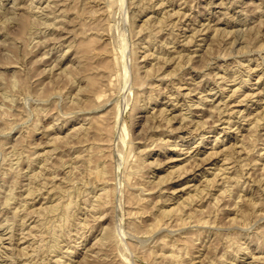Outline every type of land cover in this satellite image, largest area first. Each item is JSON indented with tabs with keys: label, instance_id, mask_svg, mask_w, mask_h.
<instances>
[{
	"label": "rangeland",
	"instance_id": "1",
	"mask_svg": "<svg viewBox=\"0 0 264 264\" xmlns=\"http://www.w3.org/2000/svg\"><path fill=\"white\" fill-rule=\"evenodd\" d=\"M60 1L59 0L58 1L0 0V74H1L0 75V94H1L0 95V145H1L0 146V185L5 186V188L7 187L14 188L18 196L16 201L15 202L13 201L14 203H12L9 207H6L4 205V200L1 197L2 194H0V223H1L0 236L2 235V233L3 234L9 233L10 229L8 228V226L10 225V220L12 219L13 213L19 210L18 211V213L20 214L19 220L21 222L19 221L18 222L19 224L17 223V227L15 225L14 229L12 228L13 231L11 230L12 233L14 232L13 246L15 249L13 250V253L16 255L17 258L15 264H21L22 262H24V259H26L25 258L26 256L20 255V253L24 250L25 252L26 251L29 252L30 253L29 255L32 256V258H28L32 260V264H60V263L82 264L85 262L87 255L88 257H90V259L87 257V260L89 259V261L90 260L93 261L90 264H97V263L102 264L105 261L106 264L109 262H110L109 264L112 263L171 264L169 258L165 257L166 258L165 259L163 257V254L164 253L169 254L171 250H176V249H178L177 251H180L179 248L182 249L181 252L179 253L181 254L182 257V258L180 257V259H182L181 264H194V263L213 264L214 261L218 260V258L223 254L224 256H226L224 258H226L227 260L223 261L222 264H264V234H263L264 233V171L263 172L260 171L262 170L261 167L264 165V121L261 122L263 124L261 125V127H259L258 129L254 128V130L251 132L252 135H250V133L244 130L247 129V127L249 126L248 124L251 121L253 122L255 120V118L252 115L256 114V112L259 111H260L259 113L261 114H256L255 117L257 115H261V116L264 115V109H263L264 107V47H262L264 46L263 45L264 22H261L262 20L264 21V0H222L223 2H221V0H185V1L174 0V3L169 2L163 7V9L159 11H158L159 0H153V2L149 3L150 5L149 8L143 11L142 15L139 18H137L136 22H133V20H131L132 17L129 15H132L133 12L135 13L138 12L139 7H141L142 5L141 2H144L143 4H147L148 1L150 0L147 1L146 0H135V1L108 0V3H106L107 7L106 5L101 4V6L103 5L105 6L104 7L105 10L103 11V13H105L104 15L106 16L101 15L102 22H99L97 24L98 28H96V26L93 27V32H94L93 35L90 33H89L90 35L89 34L88 35L94 36L95 32H97L99 28H100V30L98 31L99 33H101L102 31L103 32L106 31L102 35V39H103L102 42L101 41L98 42L95 36L94 38L96 40L92 38L93 43L97 42L96 44H93V48L100 47L101 49L102 46L105 48L107 46L108 50L105 53V58L110 63H112L113 66L115 65L113 67L115 71L113 72L112 70L114 69L112 68L111 70L112 75L111 74L110 75L113 78L109 75L112 81L109 79V81H107L108 84L107 86L101 85L102 91L101 89H98V93L101 92L100 94H102V99L99 102H97V104L99 103L103 104L105 102L106 104L104 105L105 107L104 106L100 108L98 107L99 109L98 108L96 109L97 113L93 110V108L88 109V107L85 109L74 111L72 109L73 106L70 104L73 101L74 93L76 92L78 86L86 84V80H87L86 77H82L83 80L85 81L78 80L75 84H73L72 82L71 84H69L71 80L65 74L64 75L60 74L68 65L71 64L73 67L74 65L77 64L76 61L77 59L75 56V52H76L75 46L69 49V45L71 43L73 44L74 42L79 43L80 41L83 40V37L81 35H79L80 37L77 35V32L82 28L78 26H73L74 23L73 24L64 23V25H62V23L56 22L55 24L57 25L55 24L54 25L59 27L58 29L53 25H49L50 27L46 26V23H50L54 21L53 17L58 14L59 10H61L60 3H62L64 0H62V2ZM74 1L67 0L63 2L64 4H66L65 6L67 7H69V5L71 6L69 8L70 10L69 11L67 10L68 12L66 13L67 20L72 19V17H74L76 13L79 12V8L80 10L83 8L81 7L83 6V3L80 2L81 0L80 1L74 0ZM96 1L97 0H93V5L96 4L95 3ZM132 1H134V5H132L133 4ZM55 2H57L56 6L54 4ZM140 3L141 5H139ZM222 3L225 5H223ZM54 6L55 8L59 7V9L57 8L56 9L57 11L53 10V12L56 11L55 13L50 12L52 11V8L50 10V7H53V9H55ZM152 7L154 9H152ZM29 8L33 9V11H35L38 14V16H40L39 18H42L41 19L42 21L36 22L37 24L35 25V28L37 30L34 28L33 30L35 31L32 30V32L23 30L20 24V19L22 17L21 14H23ZM166 9L168 11L170 9L171 12L174 11L177 12V14L173 18L174 23H176L175 24L176 39L174 45L177 46L175 47L177 48L175 50L183 49L182 52L183 51L184 52L182 53L183 54L182 56H179L178 53H175V51H173V47L170 48V51L173 52H167V56H168L167 59L169 60V61L167 60L168 63L166 61L164 67L163 65H160L159 68L160 72L159 71L157 72L158 74L161 75L155 78L153 77L150 78L149 80H147L149 81L148 84H145L146 86L144 85L142 88L139 89V92L141 93L143 92L142 93L143 101L140 104V106L143 107L137 108L135 109L136 111L135 110L133 111L132 107L136 103L135 102L136 99H134L135 98L134 96H136L137 95L136 92H138L136 91V88H134V85L130 81L134 78L137 69V68L134 69V67H136L138 63L139 67L141 66L140 73L143 72L142 73L143 75L144 71L147 68H149L152 63L156 64V60L153 58H149V61L144 60L145 59L144 55L147 52H145L146 49L142 46V43L144 40L143 38L147 37V33H148L147 31L149 29L144 30L143 33L138 32V29L141 28V26L144 24L145 21L144 19H146L148 16H152L151 20L149 21L150 25L153 24V22L155 23L157 17L160 16V14L163 13ZM155 10L156 12H154ZM46 12L47 13L50 12V13L47 14ZM51 14H53V16ZM45 18L47 19V22L42 23L44 22L43 19L46 20ZM94 24L96 25V22L93 23V26ZM209 24L211 25V27ZM216 28L217 29L220 28V29L217 30ZM238 28H240V30ZM233 29L235 31L237 30V32H235ZM251 30H253V32ZM194 31H196V33L194 34L195 36L193 35ZM230 31L232 32V35L230 34ZM167 32L163 31L160 34L161 36L160 35L158 36L157 43H155L154 46H152L151 48L152 51L162 50L159 47L161 42L164 41L165 38H167L166 37L168 36ZM249 32L252 34V36ZM257 35L259 36L257 37ZM45 38L46 39L48 38V40H46ZM75 38H77L78 41ZM190 38L191 41H193V39L194 41L192 43L190 42L191 44L189 43L190 44L189 46L188 43L186 44V41H189ZM202 38H204V42L203 40L202 41L200 40ZM233 40L235 41V43H233L234 42ZM135 44L137 46H135ZM211 44H213V46H211ZM134 47L135 48L139 47L137 50L138 54L136 55H134L132 52L133 49H135ZM207 47H211L212 50V51L210 50L209 54L206 53ZM259 49H261L262 51ZM9 53L11 54L9 55ZM170 54L171 57H169ZM190 59H192L193 61ZM249 59L252 60V62L250 63L252 67H255L257 62L261 65V67H258L256 72L252 76V83H253L252 89L261 90L263 92L260 94V96H254L252 97V99L249 100L248 98L243 99L242 97H244V95L242 94L240 97L228 99L227 103H229V106L235 110V113L234 112L232 113V118H231L232 127L229 130L228 135L224 137L221 136L220 137L221 142H217L218 144H216V147L220 145L219 148L221 149L223 147L229 146V150L226 152L229 153L232 150L234 151L233 160L242 159V157L245 156V155L242 156V154H240L239 152L237 153V150L240 149V147H238V145L241 144L240 139L244 137V134L246 135V139H245L246 146H248L251 149L253 148L251 150L252 152H250L251 154L249 153L250 155H248L247 161L254 162L253 160L255 159L256 165H254V163L253 165L250 164L251 166L247 165L246 168L243 170L244 180L246 182L245 187L248 189V192L240 191L239 193L242 195V198L246 200L244 201V199L241 200L242 198L241 199L239 198L237 194V190H238L237 188L235 189L234 192L237 195L233 194L234 196L233 195L229 196L230 198L232 197L231 199L229 197H226L224 200L219 202L220 204H218V207H220V209L222 208V210L219 213L220 218H217L215 222L212 221L213 223L203 225L193 221V223L188 222L187 226L185 224V226L183 225L182 227L181 224L183 223L176 221L179 216L175 215L172 217V219H169V217L167 216L159 215L161 214L162 209H170L176 206L179 203V201L182 200V197H186L188 193H190L189 191L192 190V189H185V191L182 190L186 182H188L190 176L188 177V179L186 177L178 178V179L177 178L170 179V176H172L171 173L173 172V170H175V168L178 167V163L181 161L176 159H178V157L181 156H187L185 155V152L187 151L188 143H185V140H187L189 137L193 138V140L189 142L190 143L189 145H191L192 147L194 146L193 148H196L195 146H197L198 142L202 140L200 139L201 134H205L206 131L208 130V127L213 126L215 124L214 126L217 127L215 132L206 134L207 136L206 139L203 140V142H201L200 144H198L199 145L198 148H200V153H202L201 155H199L200 157L205 156L206 152L212 150V147L214 146V142H215V136L219 134L221 127L227 125L220 124L221 123L220 121H218L219 122L218 124L216 123L217 120L220 118V114H221L220 110L222 109L223 104H221L220 105L221 107H219L218 110L216 109L215 112H213L214 110L212 109L213 110L212 112L214 113V114L212 113V115L210 111L205 109L211 110L210 108L212 107H210V105H213V103L217 104L219 102L221 95V92L219 91L220 90L219 86L220 84L223 83L221 82L223 80L222 75H226V77L230 78L231 74L236 69V66L238 65L237 68H239L240 65H244V64L246 66ZM178 61H183L182 62L183 64L181 69L179 68L177 69V71H175L176 70L175 65L176 62ZM131 62H133L134 64ZM233 63L235 64L233 65ZM54 64H56V66ZM125 64L126 66L127 65L128 66L126 68L127 70L124 71ZM157 64L159 65L158 62ZM157 64L156 67L158 68ZM225 70L227 71L226 73H224ZM261 75H262L261 81L259 83H256L258 77H260ZM24 78L27 79L28 81L25 80ZM179 79H182L181 84L183 86V90L181 91V94L179 96H176L177 94L175 93L176 94L175 97L173 96V91L174 92L176 91V83L178 82ZM65 84L69 86L66 85L67 87L64 88ZM110 85L111 86L113 85L115 95L113 94L112 92L113 88ZM231 85H232L231 81L227 83L226 86L227 89L226 92L224 93L223 100L227 99V95L229 94L228 88H230ZM190 86H192L191 96L193 97V103H197L199 97H205L206 95L208 96L207 103L205 105L206 108L200 105L201 107L199 106L200 107L199 109V107L196 108L197 106L195 105L192 106L191 108V110H193L192 113L187 112L188 116L192 117L193 120L195 121H197L198 119H204V120L207 119L208 122L206 124L207 126L205 125L206 127L196 129L197 126H195V122L193 124H188V125L185 124L183 125L181 122V115H179L178 113L182 114L183 111H184L183 113L187 111V107L182 106L184 107L182 108L181 105L186 103V97L184 95V92H187L188 88H191ZM103 87L105 88L103 89ZM257 87H259V89ZM106 88L109 89V92H107L108 90ZM151 88L153 92H155L154 97L156 96V94H158V100L156 103L152 102V100H149L150 99L149 93L151 92L150 91ZM119 90L121 92H119ZM48 92L50 99L48 98V96H46L48 95L47 94ZM209 92L211 94H209ZM239 100H241L242 103ZM170 101H172V103ZM68 104L69 106L72 107L68 108ZM142 104H147V105L144 106ZM174 104L177 105L175 110L173 109V107H171ZM66 106L67 108H65ZM159 107L160 108L168 107L167 115L169 114L168 117H170L171 121L172 120L173 121L172 122L170 121V123L167 124V127L162 126L161 127L162 130L161 128L160 129L153 128L152 130L150 129L152 125H157L160 124L161 122H159V119H157L156 122H154V124L152 122L148 124L146 117L149 114H151L152 111L156 110L155 112H158ZM237 109L242 110L243 113H240L239 111H237ZM226 110H227L226 107H223L222 112L224 111L225 113H229L230 111H232V110H228L229 112H226ZM78 112H79V116H78ZM104 112L107 114H105ZM102 114H104V116ZM93 115L94 117L95 116L100 117V119H94V120H100L101 121L100 124L104 122L103 123L104 125L102 124L103 126L102 125L101 126L103 128L105 126L106 130L107 131L109 130L108 132L107 131L104 132L106 137L105 136L103 137L104 135L103 132H101L103 133V135L101 133L99 134L94 133L93 138L96 139L94 140L97 141L96 137L99 138L103 137L101 139L98 138V140L103 139L102 141L104 142L107 141L108 143H104L102 141L95 142L92 138H90L91 137L90 136L88 138L89 140L87 141L82 140V142H86L84 144L81 143L79 135L76 136L75 134V132L78 131L77 130L72 131L74 127L81 126V124H83V126L88 125V119L93 117ZM249 115L251 116V118ZM101 116L103 117L101 118ZM244 116L247 118H245ZM57 117L58 119H56ZM85 118L87 121L85 120ZM208 118H210V122ZM94 123L96 125L99 124L98 122H94ZM185 127H187V129ZM188 127L190 129L193 128L194 130L193 129L190 130ZM170 128L172 129V133ZM120 132L122 133V137ZM112 133L114 136L112 135ZM57 134L61 136L64 135V137H67L65 140H63L64 142L62 141H61L62 143L58 142L59 150L61 149L60 147H62V149H66V152L68 151V153L71 156H73L72 159L76 158V160H74L73 162L68 161L66 162L67 164L66 163L64 164L63 169L60 170L58 169L57 170L58 172L56 173V179L53 181V183L56 184L61 183L60 181L65 179V176L71 171L70 172L71 175L69 177L74 182L70 180L71 182L70 187H72L71 188L72 190H75V192L72 191V193L74 194L75 197V198L73 197L75 201V206L77 205L76 207L78 208V209L76 208V210L77 212L80 213L79 217L82 220V222H84L85 220L84 223H86L82 229L83 231L82 233L85 232L84 234H86L84 235L85 237L83 236L84 238H80L81 237L80 234H76L75 230L77 229L76 228L77 225L73 220L72 221L70 220L71 221L70 224H69L70 222L69 220H68L69 222L63 221V223L66 225H63V223L59 222L58 220L57 223L59 224L57 223L55 224V222L50 221L52 224H50V227L48 226V228L51 231L46 229L42 238L41 236L39 238L38 235L43 234L42 233L44 231L43 228H40V226H38V228L40 229L38 228L36 229L35 227L31 228L32 226H34V224L36 225V222L39 221L41 218L38 217L37 213L30 214V211L35 210L42 205L46 206L48 204H51L50 203L51 200L48 198V193L50 195L49 187L44 188L40 194H36L32 198L29 197L28 199L29 203L26 202V205L23 201L22 202L19 201L22 200L23 198L25 199L26 194L28 193L27 188L31 185V183L29 182L31 179V174L37 172V170L39 169L38 168L39 164L29 163V161H31L30 159L32 160L35 159L38 162L40 158L44 157L46 152H48L52 148L51 146L52 137ZM107 136L113 138L112 139L113 141L112 140H111L112 142L109 141L110 138ZM180 136H182L184 139ZM158 138L159 139L164 138V141L168 140V142L162 143L161 140H159ZM90 139L93 141H91ZM73 141L75 142V144ZM176 141L179 143L178 150L181 149L180 151L174 150L175 147L174 143ZM100 142L102 143L100 144ZM73 144L75 146H73ZM77 144L78 146L80 145L78 148L76 147ZM110 144L111 146H109ZM89 145L93 147L92 148L93 157L97 152L94 157L97 159L93 158L92 161L86 163L81 158H78V155L80 154L81 146L82 148L83 147L90 148ZM102 146L105 148L106 151L99 150L100 147L102 148ZM106 146L109 151L107 150ZM102 152H104L107 155L105 156L100 155V153L102 154ZM60 154L61 153L59 152H54L52 156H50L51 158L50 162L51 163L57 162ZM19 155L22 160L21 164L20 162H16L18 161L17 157ZM100 156H102L101 158L105 157L103 159H106L104 160V162L106 161L105 165L107 168L105 179L108 180L107 182L109 188L110 187L112 188L111 194L113 195L110 196L109 198L110 202H108V205H106L107 208L109 209L106 210L105 207H104L105 209L103 208V210L106 213L105 214L106 216L101 221H93L94 218L92 215L93 212L88 207L86 208V205L84 203L88 198L89 200H91V198L93 199L94 193H93L92 183L94 180L92 179L93 178L95 180L97 179L95 177L96 176L98 177V171H97L98 167L100 164H101L100 166H102V163L99 161ZM107 156H110V158L107 159ZM224 157L225 155L221 154L211 162H207L202 166H199L198 173H201V171H205L206 170L205 168H208L209 171L205 172V176L200 174L198 176L199 179L196 180L194 183L196 185H202V184L204 185L206 183L205 178L207 179L212 178L214 176L213 173L218 172L219 166L223 164ZM139 158L140 159L144 158L145 163H143V165L145 166H141L142 168L138 170L137 168L139 167H137V164L139 163L138 162L140 160ZM172 158L174 160H172ZM77 159L79 160L78 162ZM109 159L113 165L110 166L111 168L109 167L111 163L110 162L109 164L107 163ZM97 161L99 162L97 163ZM11 163L14 165L13 166L14 170L13 172H11V174L9 173L11 178L9 177V175H6L7 178L5 180L3 179L4 177L3 175H5L6 170L11 166ZM89 164H91L90 166L94 168L95 170L94 173L92 172L93 169L89 168L90 167ZM95 164H98V166ZM76 165L78 167L75 168L74 166ZM83 165L84 167H82ZM236 168H238L237 170H240V167H236ZM111 169L114 170L115 174L111 172ZM132 169H135V172H133ZM88 170L89 171L91 170L90 173ZM231 170L233 171L234 169L232 168ZM16 171L22 173L20 179L18 178L19 176L17 175ZM108 171H110L111 174H108L110 173ZM249 173L251 175H249ZM89 175H91L92 177L90 176L91 178H89ZM252 176L254 179L252 178ZM72 177L74 178V180ZM83 177H87V178L83 179ZM112 177L114 180L112 179ZM40 179L42 180V178ZM6 181L8 185H5ZM37 181L40 182V180ZM39 182H35L34 185L38 187L39 186L38 184H40ZM89 183L91 184V186ZM127 184L129 187L127 186ZM132 184H134L135 187ZM74 186H76V189ZM78 189H80L79 190L80 192L78 191ZM130 189L133 192L135 191V193L140 192L144 197H147L148 199L146 198V200H144V204L146 205H143V202H140L141 205L137 203L139 204L137 206L135 199H133L134 198L133 192L131 197ZM143 189L144 191H142ZM212 194L211 197L209 196L206 198V202H205L206 204H210V205L214 204V199H215L214 197L218 193L216 191H213ZM88 195L89 197H87ZM235 197L237 201L241 200L239 202L241 203L244 202V204H246V202L251 200V202L249 203L252 205L249 210H246L247 213L245 212L244 214L243 212H241L242 213L241 215L238 209L240 205L242 206L243 203L242 204L238 203L237 205V201L235 200ZM130 198H132L131 199L132 201L130 200ZM235 201L236 204L234 205ZM111 202L113 203V205H111ZM130 202H132V205L130 204ZM254 203H255V207L253 206ZM22 207L24 210L22 209ZM84 207L86 208V210ZM140 207L142 209H144L145 207V209L141 210ZM136 209H138L139 212L141 211L140 214L139 215L134 214V216H132L131 212H135V211L137 212ZM214 210L217 209L214 208ZM145 212L147 213L145 214ZM142 213L144 215H142ZM160 216L161 218L162 217L163 218L162 219L159 218ZM23 217L26 220H22L24 219ZM229 217L230 219L234 217H236L237 219L236 221L232 220L231 222ZM140 218L141 220H139ZM173 218H175L174 221H172ZM158 219L162 220L160 224L161 223L164 224L156 225L155 221ZM195 219L196 218H193V220ZM132 221H134L135 224ZM169 221H172L171 222L172 224L170 223L166 227V222ZM136 222L139 223L137 224ZM60 223L62 224L61 226ZM94 223L96 225L93 229ZM2 226H4L5 229ZM54 226L56 227L58 226V227L55 229ZM101 226H105V227L107 226L109 228L108 230L113 231L112 234H115L114 233L115 229H116L115 231L116 234L118 232V236L116 234L114 235L116 240H113V235L112 238L110 237L111 243L107 244L106 245L107 247L104 244H100L98 240L102 237V233L104 232V231L102 232ZM137 226L139 227L138 229L140 230H137ZM157 226H161V227H157ZM52 228L54 229L52 230ZM68 228L72 229L71 234H68L70 233ZM112 228L115 229L113 230ZM131 228H133V230ZM141 229L144 230L141 231ZM5 230H7V232H5ZM58 232L60 233L59 234L60 239L62 236L63 241L60 243L62 248L60 250L61 254L57 255L56 252L50 251L49 246L50 244L52 245L53 237L56 236V235L54 236V234H58ZM187 235L190 238L189 239L185 238L188 240V241L186 240L185 243L186 246H185L184 244L182 245L181 242L184 241L183 236L187 237ZM24 236H26V238ZM117 237L119 240L117 239ZM240 237H241L240 239L241 241L239 242L238 238ZM176 238L178 239L176 240ZM39 239H43L44 242L43 240L42 241L40 240L41 241L40 242ZM236 241L241 244V247L245 251H241V252L239 251L238 253H235V250L238 247L237 246L238 243ZM112 242H114L113 245H111ZM176 243L178 244L180 243L181 245L179 244L178 246V244ZM1 244L2 243H0V258L3 260L4 252L2 250H4V248H3V244L2 245ZM38 245L41 248L40 250L37 251L38 252L37 253L34 250H36ZM75 245L79 246L76 249V254H74L73 256L68 255L69 258L62 257V256H66L65 254H68V252L72 250ZM95 252L99 254H96ZM32 253L35 257L32 255ZM83 256L85 258L83 259L84 261H82ZM95 258L96 259L98 258V260H96ZM1 259L0 262L2 261ZM99 260L103 262L101 263Z\"/></svg>",
	"mask_w": 264,
	"mask_h": 264
},
{
	"label": "bare ground",
	"instance_id": "2",
	"mask_svg": "<svg viewBox=\"0 0 264 264\" xmlns=\"http://www.w3.org/2000/svg\"><path fill=\"white\" fill-rule=\"evenodd\" d=\"M56 1H58V0H56ZM60 1V0H59ZM65 1H67V0H64L63 2H65ZM74 1V0H73ZM78 1H80V0H78ZM135 1V0H134ZM134 1H132L133 2V4L132 5H134ZM147 1V0H146ZM185 1V0H184ZM60 2H62V0L60 1ZM60 3V6H61V10H59V12H58V14L57 15H55L54 17H53V20L54 21H52V22H50V23H46L47 22V19L46 20H44L43 19V21L44 22H42V23H46V26L47 27H50L49 25H53L54 27H56L57 29L59 28V27H57V26H55V25H57V24H55L56 22H60V23H62V25H64V23H69V24H73L74 23V25L73 26H78V27H80V28H82L81 30H79L78 32H77V35L79 36V35H81L82 37H83V40L82 41H80L79 43H76V42H74L73 44L71 43L70 45H69V49H71L72 47H74L75 46V49H76V52H75V56H76V61H77V64L76 65H74L73 67H72V65L70 64V65H68L67 67H65V69L60 73V74H65L70 80H67V81H70V83L69 84H71V82L73 83V84H75L78 80L79 81H85V80H83V78L82 77H86V84L85 85H80V86H78V88H77V90H76V92L74 93V98H73V101L70 103L72 106H69V104H68V108L69 107H72V109L75 111V110H81V109H85V108H87L88 107V109H91V108H93V110L96 112V109L99 107H103L105 104H106V102L105 103H103V104H101V103H99V104H97V102H99L101 99H102V94H100V93H98V89H101L102 88V86L101 85H108L107 84V81H109V79H110V76L112 75L111 73H112V71L114 72L115 71V69L113 68L114 66L112 65V63H110L108 60H106V58H105V53L107 52V46H106V48L105 47H103L102 46V48L100 49V47L99 48H93V44H96L97 42L95 41L96 39L95 38H97V41L99 42V41H101L102 42V35L104 34V32H106V31H102L101 33H99L98 31L100 30V28H99V30L97 31V32H95V38H94V36H89L90 34H92L93 35V27H95L96 26V28H98L97 27V24L99 23V22H102V18H101V15L103 16L105 13H103V11L105 10V6L104 5H106V3H108V0H97L95 3L96 4H94L93 5V0H81L80 2H82L83 3V6H81V7H83L81 10H80V8H79V12L78 13H76V15L74 16V17H72V19H68L67 20V16H66V13L70 10L69 8L71 7L70 5H69V7H67V6H65L66 4H64V3ZM75 2V1H74ZM137 2V1H136ZM139 2V1H138ZM141 2V1H140ZM150 2H153V0H150V1H148V3L147 4H143L144 2H141L142 3V5H141V3L139 4V5H141V7H139V10H138V12H133V14L132 15H129V16H131L132 17V19L131 20H133V22H136V20H137V18H139L141 15H142V13H143V11L144 10H146L147 8H149V3ZM174 3V0H159V3H158V11L159 10H161V9H163V7L166 5V4H168V3ZM221 2H223L222 0H221ZM92 3V4H91ZM225 3V2H224ZM50 4H51V2H50ZM55 4V6L57 5V2H55L54 3ZM53 4V5H54ZM68 4H70V3H68ZM101 4H104L103 6H101ZM138 4V3H137ZM223 4V3H222ZM53 5H51V6H53ZM82 5V4H81ZM86 5H88V6H86ZM139 5H137V6H139ZM155 5V4H154ZM154 5H153V7H154ZM223 5H225V4H223ZM48 6V5H47ZM55 6H54V8H55ZM59 6V5H58ZM136 6V7H137ZM45 7V6H44ZM106 7H107V5H106ZM152 7V9H154ZM13 8V7H12ZM16 8V7H15ZM39 8V7H38ZM46 8H49V7H46ZM51 8H52V11H50V12H53V10H56L57 8L59 9V7H56L55 9H53V7H50V10H51ZM229 8V7H228ZM45 9V8H44ZM47 10V9H46ZM49 10V9H48ZM68 10V11H67ZM134 10V9H133ZM157 10V9H156ZM156 10L154 11V12H156ZM178 10V9H177ZM57 11V10H56ZM55 11V12H56ZM76 11V10H75ZM78 11V10H77ZM137 11V10H136ZM164 11V10H163ZM180 11V10H179ZM33 14H32V13ZM50 12H48V13H50ZM55 12H53V13H55ZM72 12V11H71ZM182 12V11H181ZM47 13V12H46ZM47 13V14H48ZM70 13V12H69ZM159 13V12H158ZM16 14V13H15ZM14 14V15H15ZM46 14V15H47ZM177 14V12L176 11H174V12H171L170 11V9H169V11L166 9L163 13H161L160 14V16H158L157 17V19H156V21H155V23L153 22V24H151L150 25V23H149V21L151 20V18H152V16H148L146 19H144L145 21H144V24L141 26V28L140 29H138V32H142L143 33V31L144 30H147V29H149L147 32V37L146 38H143L144 40H143V43H142V46L146 49V51L145 52H147V53H145V55H144V60H148L149 61V58H153V59H155L156 60V64H157V62L159 63V65L157 64V66H158V68L156 67V64H154V63H152L151 64V66L149 67V68H147L145 71H144V74L142 75V73H140V67H139V64L137 63V65H136V67H134V69H136V72H135V75H134V78L132 79V80H130L131 81V83L134 85V88H136V91H138V92H136V96H134L135 98L134 99H136V103L133 105V107H132V105H131V107L133 108V111L135 110V109H137V108H141V107H143V106H140V104H141V102L143 101L142 100V93L141 92H139V89L140 88H142L145 84H148V82L149 81H147V80H149L150 78H155V77H158V76H160L161 74H158L157 72L159 71V68H160V65H163V67H164V64L166 63V61L168 60L167 59V52H173V51H175V53H178L179 54V56H182L183 54V52H182V50H175V49H177V48H175V47H177V46H175L174 45V42H175V24L176 23H174V16ZM189 14V13H188ZM13 15V16H14ZM45 15V16H46ZM52 16H53V14H51ZM21 19H20V24H21V26H22V28H23V30H25V31H30V32H32V30L35 28V25L37 24L36 22H38V21H42L41 19L42 18H39L40 16H38V14L35 12V11H33V9H31V8H29V9H27L23 14H21ZM44 16V17H45ZM50 16V15H49ZM104 16H106V15H104ZM250 16H252V15H250ZM42 17V16H41ZM249 17V16H248ZM47 18H48V16H47ZM40 19V20H39ZM51 19V18H50ZM49 19V20H50ZM66 19V20H65ZM93 19H94V21L96 22V25L94 24V26H93V23H95L94 21H93ZM184 19V18H183ZM262 19V18H261ZM57 20H59V21H57ZM253 20V19H252ZM210 21V20H209ZM257 21V20H256ZM261 21V20H260ZM104 22V21H103ZM130 22V21H129ZM176 22H178V21H176ZM261 22H264L263 20L261 21ZM41 23V22H40ZM131 23V22H130ZM55 24V25H54ZM204 24V23H203ZM44 25V24H43ZM42 25V26H43ZM210 25V24H209ZM52 26V27H53ZM99 26V25H98ZM256 26V25H255ZM254 26V27H255ZM210 27H211V25H210ZM244 27V26H243ZM55 28V29H56ZM132 28V27H131ZM181 28V27H180ZM208 28V27H207ZM36 29V28H35ZM133 29H134V27H133ZM217 29V28H216ZM220 29V28H219ZM219 29H217V30H219ZM239 30H240V28H238ZM244 29V28H243ZM242 29V30H243ZM250 29V28H249ZM252 29V28H251ZM37 30V29H36ZM94 30H95V28H94ZM104 30H105V28H104ZM168 32H167V31ZM234 30V29H233ZM248 30V29H247ZM255 30V29H254ZM33 31H35V30H33ZM134 31V30H133ZM163 31H165V32H167V35L168 36H166L167 38H165V40L164 41H162L161 42V44H160V47L159 48H161L162 50L161 51H152V46H154V44L155 43H157V38H158V36L163 32ZM235 31V30H234ZM252 32H253V30H251ZM136 32V31H135ZM218 32V31H217ZM217 32H215V33H217ZM235 32H237V30L235 31ZM242 32V31H241ZM37 33V32H36ZM90 33V34H89ZM137 33V32H136ZM178 33V32H177ZM196 33V31H194V33H193V35ZM238 33H239V31H238ZM237 33V34H238ZM244 33H245V31H244ZM247 33V32H246ZM250 33V32H249ZM44 34V33H43ZM89 34V35H88ZM230 34L232 35V32L230 31ZM230 34H229V36H230ZM251 34V33H250ZM257 34V33H256ZM34 35V34H33ZM32 35V36H33ZM39 35V34H38ZM101 35V36H100ZM134 35V34H133ZM138 35H139V33H138ZM241 35V34H240ZM88 36H89V38H88ZM161 36V35H160ZM179 36V35H178ZM195 36V35H194ZM216 36V35H215ZM215 36H214V38H215ZM236 36V35H235ZM251 36H252V34H251ZM259 35H257V37H258ZM77 37V36H76ZM80 37V36H79ZM187 37V36H186ZM240 37V36H239ZM247 37V36H246ZM30 38H33V37H30ZM92 38H94L95 40V42L96 43H93V39ZM236 38V37H235ZM46 39V38H45ZM76 40H77V38H75ZM80 39V38H79ZM46 40H48V38L46 39ZM181 40V39H180ZM201 41L203 40V42H204V38H202V39H200ZM212 40V39H211ZM237 40V39H236ZM248 40V39H247ZM45 41V40H44ZM78 41V40H77ZM186 41V40H185ZM193 41H194V39H193ZM193 41H191V38H190V40L189 41H186V44L188 43V45L190 46V44L193 42ZM234 41V40H233ZM72 42V41H71ZM182 42V41H181ZM191 42V43H190ZM213 42H214V40H213ZM183 43V42H182ZM190 43V44H189ZM233 43H235V41L233 42ZM237 43V42H236ZM199 44V43H198ZM44 45V44H43ZM145 45V46H144ZM210 45V44H209ZM208 45V46H209ZM237 45V44H236ZM264 45V44H263ZM38 46V45H37ZM135 46H137L136 44H135ZM211 46H213V44H211ZM233 46H234V44H233ZM261 46V45H260ZM171 47H173V51H170V48ZM257 47V46H256ZM262 47H264V46H262ZM135 48V47H134ZM138 48L139 47H136L135 49H133V54L134 55H136V54H138L137 52V50H138ZM259 48V47H258ZM158 49V48H157ZM210 50H211V47H207V51H206V53H210ZM249 50V49H248ZM259 50H261V49H259ZM212 51V50H211ZM262 51V50H261ZM67 52H68V50H67ZM11 53H9V55H10ZM108 54V53H107ZM185 54V53H184ZM197 54V53H196ZM201 54V53H200ZM207 54V55H208ZM132 55V54H131ZM204 55V54H203ZM188 56V55H187ZM63 57H64V55H63ZM169 57H171V54H170V56ZM175 57V56H174ZM173 57V58H174ZM193 57H194V55H193ZM207 57V56H206ZM12 58V57H11ZM196 58V57H195ZM171 59V58H170ZM9 60V59H8ZM62 60V59H61ZM180 60V59H179ZM190 60H192V59H190ZM169 61V60H168ZM168 61H167V63H168ZM171 61H173V60H171ZM193 61V60H192ZM191 61V62H192ZM175 62V61H174ZM183 61H178V62H176V65H175V71H177V69H181V67H182V63ZM197 62V61H196ZM252 62V60L251 59H249L248 60V63L246 64V66H245V64L244 65H240L239 66V68H237V66H236V69L233 71V73L231 74V76H230V78L229 77H226V75H222V81L221 82H223L222 84H220V86H219V88H220V92H221V95H220V100H219V102L217 103V104H215V103H213V105H210V107H212V108H210L211 110H209V109H205V110H208V111H210V113H211V115H212V113L213 112H215V110L217 109L218 110V108L219 107H221L220 105L221 104H223V107H226V112H229L228 110H232V111H230L229 113H225L224 111L222 112V109H223V107H222V109L220 110V113L221 114H223V115H221L220 114V118L217 120V124L219 123L218 121H220L221 123L220 124H226L227 126H223V127H221L220 128V131H219V134L218 135H216L215 136V142H214V146L212 147V150H210V151H208V152H206V154H205V156H202V157H200L199 155H201L202 153H200V148H198V144H200L201 142H203V140H205L206 139V134H208V133H213V132H215V130L217 129V127L216 126H214L213 124V126H210V127H208V130L206 131V133L205 134H201V136H200V139H202V140H200L199 142H198V144H197V146H195L196 148H193L191 145H189L190 143L189 142H191L192 140H193V138H191V137H189L187 140H185V143H188V147H187V151L185 152V155H187V156H181V157H178V159H176V160H181L179 163H178V167L177 168H175V170H173V172L171 173L172 174V176H170V179H173V178H187L188 179V177H189V179H188V182H186V184H185V186L182 188V190H184L185 191V189H192V190H190L189 192L190 193H188V195L186 196V197H182V200L181 201H179V203L176 205V206H174V207H172V208H170V209H162V212H161V214H159V215H162V216H167V217H169V219H172V217L173 216H179L178 217V219L176 220V221H178V222H180V223H183V224H181L182 225V227H183V225L185 226V224H186V226H187V223L189 222H191V223H193V221L194 222H198L199 224H203V225H206V224H209V223H213V222H215V220L217 219V218H220V216H219V213H220V211L222 210V208L220 209V207H218V204H220L219 202H221L222 200H224L226 197H229V196H232L233 194H236V193H234L235 192V189H237L238 188V190H237V194H238V196H239V198L241 199L242 198V195L241 194H239L240 193V191H243V192H245V191H247L248 192V189L245 187L246 186V182H245V180H244V173H243V170L246 168V166L247 165H253V163H254V165H256V160L254 159L253 161L254 162H251V161H247L248 160V155H250L251 153L250 152H252L251 150L253 149H251V148H249L248 146H246V135L244 134V137L242 138V139H240V143L241 144H239L238 145V147H240V149L239 150H237V153L239 152L240 154H242V156L243 155H245L244 157H242V159H237V160H233V150L231 151V152H226V151H228L229 150V146H227V147H223L222 149L221 148H219L220 147V145L219 146H217L216 147V144H218L217 142H221V140H220V137L221 136H226V135H228V133H229V130L231 129V125H232V113L234 112L235 113V110L233 109V108H231L230 106H229V103H227V101H228V99H233V98H236V97H240L241 96V94L242 95H244V97H242L243 99H247L248 98V100L249 99H252V97H254V96H260V94L263 92V91H261V90H255V89H252V86H253V83H252V76H253V74L256 72V70H257V68L258 67H261V65L257 62L256 63V66L255 67H252L251 66V63ZM131 63H133V62H131ZM200 63H201V61H200ZM236 63V62H235ZM235 63H233V65L235 64ZM134 64V63H133ZM136 64V63H135ZM55 66H56V64H54ZM232 65V66H233ZM124 66V65H123ZM128 66V65H127ZM127 66H126V64H125V68H124V71L125 70H127L126 68H127ZM166 66V65H165ZM184 66V65H183ZM203 67H204V65H203ZM53 68H55V67H53ZM112 68L114 69V70H112ZM59 69H61V68H59ZM173 69V68H172ZM45 70V69H44ZM112 70V71H111ZM47 71V70H46ZM77 71V72H76ZM135 71V70H134ZM160 72V71H159ZM227 71L225 70L224 71V73H226ZM175 73V72H174ZM55 74V73H54ZM81 74H83V75H81ZM111 74V75H110ZM132 74V73H131ZM169 74V73H168ZM1 75V74H0ZM110 75V76H109ZM174 75V74H173ZM214 75V74H213ZM219 75V74H218ZM114 76V75H113ZM164 76V75H163ZM112 77V76H111ZM162 77V76H161ZM171 77V76H170ZM190 77V76H189ZM82 78V79H81ZM113 78V77H112ZM204 78V77H203ZM206 78V77H205ZM16 79V78H15ZM25 79V78H24ZM61 79V78H60ZM67 79V78H66ZM123 79H124V77H123ZM261 79H262V75L260 76V77H258V79H257V81H256V83H259L260 81H261ZM25 80H27V79H25ZM111 80V79H110ZM159 80H161V79H159ZM184 80V79H183ZM209 80V79H208ZM28 81V80H27ZM54 81H55V79H54ZM63 81V80H62ZM112 81V80H111ZM111 81H110V83H111ZM155 81V80H154ZM193 81V80H192ZM231 81V86H230V88H228V90H229V94L227 95V99L226 100H223L224 99V93L226 92V86H227V83L228 82H230ZM12 82V81H11ZM115 82V81H114ZM147 82V83H146ZM109 83V84H110ZM124 83V82H123ZM175 83V82H174ZM182 79H179L178 80V82L176 83V91L174 92L173 91V96H175L176 94V96H179L180 94H181V91L183 90V86H182ZM68 84V83H67ZM67 84H65V86H64V88L65 87H67V86H69V85H67ZM154 84V83H153ZM201 84V83H200ZM199 84V85H200ZM215 84V83H214ZM230 84V83H229ZM255 84V83H254ZM17 85V84H16ZM42 85V84H41ZM67 85V86H66ZM192 85V84H191ZM70 86H72V85H70ZM111 86V85H110ZM109 86V87H110ZM146 86V85H145ZM148 86V85H147ZM175 86V85H174ZM74 87V86H73ZM109 87H107V88H109ZM112 88H113V85L111 86ZM156 87V86H155ZM159 87V86H158ZM184 87H186V86H184ZM191 88H188V91L187 92H184V95H185V97H186V103H184V104H182L181 105V107L182 106H184V107H187V111H185V113H183L182 112V114H180V113H178L179 115H181V122H182V124L184 125H188V124H193L194 122H195V126H197L196 127V129L198 128H203V127H206L207 125V119H198L197 121H195V120H193V118L192 117H190V116H188V114H187V112H193V110H191V108H192V106H197L196 108H198L200 105H202L203 107H205V105H206V103H207V99H208V96L206 95L205 97H199V99H198V101H197V103H193V97L191 96V91H192V86H190ZM105 87H103V89H104ZM106 88V89H107ZM161 88V87H160ZM258 89H259V87H257ZM174 89V88H173ZM108 91L107 92H109V89H107ZM111 90V89H110ZM116 90V89H115ZM194 90V89H193ZM211 90H213V89H211ZM65 91V90H64ZM101 91H102V89H101ZM141 91V90H140ZM150 93H149V100H152V102H154V103H156L157 102V100H158V94H156V96L154 97V95H155V92H153V90H152V88L150 89ZM164 91V90H163ZM171 91V90H170ZM53 92H54V89H53ZM107 92H105V93H107ZM112 92H113V94H114V88H113V90H112ZM119 92H121L120 90H119ZM158 92V91H157ZM110 93H111V91H110ZM176 93V94H175ZM43 94V93H42ZM48 95H46V96H48V98H49V92L47 93ZM51 94V93H50ZM112 94V95H113ZM141 94V95H140ZM145 94V93H144ZM209 94H211L210 92H209ZM208 94V95H209ZM1 95V94H0ZM45 95V94H44ZM69 95V94H68ZM104 95V94H103ZM107 95V94H106ZM115 95V94H114ZM57 96V95H56ZM175 96V97H176ZM51 97V96H50ZM54 97V96H53ZM63 97V96H62ZM103 97H105V96H103ZM112 97V96H111ZM50 99V98H49ZM174 99V98H173ZM215 99V98H214ZM213 99V100H214ZM147 100V99H146ZM171 100V99H170ZM178 100V99H177ZM182 100V99H181ZM213 100H212V102H213ZM61 101V100H60ZM67 101V100H66ZM167 101V100H166ZM240 102H241V100H239ZM243 101V100H242ZM244 101H246V100H244ZM118 102V101H117ZM151 102V101H150ZM171 103H172V101H170ZM169 102V103H170ZM185 102V101H184ZM68 103V102H67ZM145 103V102H144ZM175 103H176V101H175ZM242 103V102H241ZM116 104H118V103H116ZM215 104V105H214ZM142 105H144V106H146L147 104H142ZM172 105V104H171ZM180 106V105H179ZM105 107V106H104ZM171 107H173V109L175 110V108L177 107V105H173V106H171ZM184 107H182V108H184ZM201 107V106H200ZM200 107H199V109H200ZM65 108H67V106L65 107ZM98 108V109H99ZM154 108V107H153ZM168 108V107H167ZM167 108L165 107H163V108H160L159 107V109H158V112H155V111H152V113L151 114H149L147 117H146V119H147V122H148V124H150V122H152L153 124H154V122H156V120L157 119H159V122H161L160 124H157V125H152L151 126V128L150 129H152L153 130V128L155 129V128H161L162 126H164V127H167V124L168 123H170V121H171V118L170 117H168V115H167ZM206 108V107H205ZM214 111H213V110ZM263 109H264V107H263ZM132 110V109H131ZM69 111H70V109H69ZM72 111V110H71ZM73 111V112H74ZM84 111V110H83ZM98 111V110H97ZM110 111V110H109ZM132 111V112H133ZM136 111V110H135ZM171 111V110H170ZM203 111V110H202ZM213 111V112H212ZM237 111H239L240 113H243V111L242 110H238L237 109ZM66 112H67V110H66ZM91 112H92V110H91ZM153 112H155V113H153ZM217 112V111H216ZM260 112V111H259ZM259 112H256V114H261V113H259ZM72 113V112H71ZM85 113V112H84ZM97 113V112H96ZM105 113V112H104ZM108 113H110V112H108ZM134 113V112H133ZM132 113V114H133ZM238 113V112H237ZM63 114H64V112H63ZM88 114V113H87ZM94 114V113H93ZM105 114H107V113H105ZM121 114V113H120ZM214 114V113H213ZM225 114V115H224ZM256 114H254V115H252L254 118H255V120L252 122H250L248 125V127H247V129H244V130H246L248 133H250V135H252L251 134V132L254 130V128L255 129H258L259 127H261V125H263L261 122L262 121H264V115L263 116H261V115H257L256 117H255V115ZM62 115V114H61ZM82 115V114H81ZM103 116H104V114H102ZM244 115V114H243ZM74 116V115H73ZM72 116V117H73ZM78 116H79V112H78ZM88 116V115H87ZM103 116H101V118L103 117ZM174 116V115H173ZM193 116V115H192ZM246 116V115H245ZM244 116V117H245ZM248 116V115H247ZM250 116V115H249ZM75 117V116H74ZM107 117H109V116H107ZM175 117V116H174ZM210 117V116H209ZM225 117V118H224ZM87 118V117H86ZM86 118H85V120H86ZM211 118V117H210ZM210 118H208L209 119V122H210ZM245 118H247V117H245ZM250 118H251V116H250ZM56 119H58V117L56 118ZM55 119V120H56ZM94 119H100V117H97V116H95L94 117V115H93V117H91V118H89L88 119V125H86V126H83V124H81V126H78V127H74V129H72V131L73 130H77L78 132H75V134H76V136L77 135H79V137H80V140H81V143H86V142H82V140L84 141H87V140H89L88 138L90 137V138H92L93 140L95 139V138H93V134L94 133H97V134H99V133H101V132H106L107 130H106V127L104 126V128L102 127L104 124V122L102 123V124H100L101 123V121L100 120H94ZM176 119H177V117H176ZM107 120V119H106ZM87 121V120H86ZM100 121V122H99ZM104 121V120H103ZM115 121H117V120H115ZM146 121V120H145ZM173 121V120H172ZM171 121V122H172ZM94 122H98L99 124H95ZM106 122H108V121H106ZM112 123H113V121H112ZM124 123V122H123ZM122 123V124H123ZM54 124V123H53ZM85 124H87V123H85ZM102 125V126H101ZM109 125V124H108ZM206 125V126H205ZM180 126V125H179ZM191 127V126H190ZM245 127V126H244ZM243 127V128H244ZM108 128V127H107ZM149 128V127H148ZM172 128V127H171ZM170 128V129H171ZM184 128V127H183ZM186 129H187V127H185ZM189 128V127H188ZM37 129V128H36ZM114 129V128H113ZM112 129V130H113ZM158 129V130H159ZM190 129V128H189ZM193 129V128H192ZM192 129H190V130H192ZM196 129H195V131H196ZM207 129V128H206ZM161 130H162V128H161ZM164 130V129H163ZM180 130V129H179ZM183 130V129H182ZM194 130V129H193ZM35 131V130H34ZM109 131V130H108ZM107 131V132H108ZM148 131V130H147ZM174 131V130H173ZM198 131V130H197ZM257 131V130H256ZM115 132V131H114ZM160 132V131H159ZM191 132V131H190ZM58 133V132H57ZM61 133V132H60ZM103 133H101L102 135H103ZM171 133H172V129H171ZM198 133V132H197ZM97 134H96V136H97ZM108 134V133H107ZM120 134H121V137H122V133L120 132ZM119 134V135H120ZM125 134V133H124ZM152 134V133H151ZM109 135V134H108ZM112 135H113V133H112ZM111 135V136H112ZM95 136V135H94ZM95 136V137H96ZM105 136V133H104V135H103V137ZM114 136V135H113ZM198 136V135H197ZM69 137V136H68ZM71 137V136H70ZM78 137V138H79ZM103 137H96L97 138V141H95V142H98V141H102V140H98V138L99 139H101V138H103ZM106 137V136H105ZM107 137H109L110 138V136H107ZM120 137V136H119ZM162 137V136H161ZM180 137H182V136H180ZM67 137H64V135L63 136H61V135H59V134H57V135H55V136H53L52 137V140H51V146H52V148H51V150H49L48 152H46V154H45V156H44V153H43V156L44 157H42V158H40V160L37 162V160H35V159H30L31 161H29V163L30 164H33V163H37V164H39V166H38V170H37V172H35V173H33V174H31V179H30V183H31V185L27 188V190H28V193L26 194V197H25V199L23 198L22 199V197L24 196H22L21 197V199L22 200H19V201H23L24 203H25V205H26V202H28L29 203V201H28V199H29V197L30 198H32L34 195H36V194H40L41 192H42V190L44 189V188H46V187H49L50 188V195H49V193H48V198L51 200V204H48V205H46V206H44V205H42V206H40L39 208H37V209H35V210H32V211H30V214H34V213H37V215H38V217H40L41 219L39 220V221H37L36 222V225L34 224V226H32L31 228H33V227H35L36 229L38 228V226H40V228H43L44 229V231L42 232L43 234L41 235V234H39L38 236H39V238H40V236H41V238H42V236L44 235V233H45V231H46V229H48L49 230V228H48V226L50 227V224H52L50 221H52V222H55V224L57 223V220L59 221V222H61V223H63V221L64 222H69L70 220L72 221H74L75 222V224L77 225V229L75 230L76 231V234H80V238H84L85 236L84 235H86V234H84V233H82L83 231H82V229H83V226H85V224L86 223H84L85 222V220H84V222H82V220L80 219V217H79V215H80V213L79 212H77V210H76V206H75V201H74V199H73V197H74V194L72 193V191L73 192H75V190H72L71 188L72 187H70L71 186V182H70V175H71V171L65 176V179H63V180H61L60 182L61 183H59V184H56V183H53V181L56 179V173L58 172L57 170L59 169H63V166H64V164L66 163V162H68V161H71V162H73L74 160H76V158H74V159H72V157L73 156H71L69 153H68V151L66 152V149H62V147H60L61 149V152H60V150H59V146H58V142H64L63 140H65ZM124 138H125V136H124ZM123 138V139H124ZM151 138V137H150ZM183 138V137H182ZM186 138V137H185ZM70 139V138H69ZM72 139V138H71ZM113 138H110L109 139V141H111ZM156 139V138H155ZM159 139V138H158ZM168 139V138H167ZM184 139V138H183ZM9 140V139H8ZM73 140V139H72ZM91 140V139H90ZM93 140H91V141H93ZM106 140V139H105ZM159 140H161V142L162 143H166V142H168V140H165L164 141V138H160ZM3 141V140H2ZM78 141V140H77ZM113 141V140H112ZM111 141V142H112ZM154 141V140H153ZM7 142V141H6ZM61 142V143H62ZM68 142V141H67ZM72 142V141H71ZM74 142V141H73ZM80 142V141H79ZM79 142H77V143H79ZM102 142H104V141H102ZM102 142H100V144L102 143ZM2 143V142H1ZM4 143V142H3ZM104 143H108L107 141H105ZM103 143V144H104ZM66 144V143H65ZM64 144V145H65ZM68 144V143H67ZM70 144V143H69ZM74 144H75V142H74ZM73 144V146H75ZM97 144V143H96ZM168 144V143H167ZM184 144V143H183ZM238 144V143H237ZM6 145H7V143H6ZM162 145V144H161ZM165 145V144H164ZM174 145H175V147H174V150H178L179 148H178V146H179V143L176 141L175 143H174ZM254 145V144H253ZM1 146V145H0ZM5 146V145H4ZM61 146V145H60ZM70 146V145H69ZM80 146V145H79ZM78 146V144L76 145V147L78 148L79 147ZM87 146V145H86ZM109 146H111V144L109 145ZM68 147V146H67ZM71 147V146H70ZM89 147L90 148H86V147H83V148H85V149H83L82 148V146H81V151H80V154L78 155V158H81L82 160H84L86 163L88 162H90V161H92L93 160V158L95 157V155H96V153H95V155H94V157H93V147L92 146H90L89 145ZM97 147V146H96ZM99 147V146H98ZM64 148H66V147H64ZM106 148H107V146H106ZM73 149H74V147H73ZM99 149V148H98ZM59 150V151H58ZM77 150H79V149H77ZM95 150V149H94ZM99 150H101V151H106L105 150V148L102 146V148L100 147V149ZM107 150H108V148H107ZM111 150V149H110ZM181 150V149H180ZM180 150H178V151H180ZM70 151H71V149H70ZM109 151V150H108ZM183 151V150H182ZM54 152H59V153H61L60 154V156L58 157V161L57 162H55V163H51L50 162V156H52V154L54 153ZM65 152V153H64ZM100 152V151H99ZM99 152H98V155H99ZM250 153V154H249ZM108 154H110V153H108ZM221 154H223V155H225V157H224V161H223V164L221 165V166H219V169H218V172H216V173H213L214 174V176L212 177V178H209V179H207V178H205L206 180V183L202 186V185H196L194 182L196 181V180H198L199 178H198V176L200 175V174H202L203 176H205V172H208L209 171V169L208 168H205L206 170L205 171H201V173H198L199 172V166H202L203 164H205V163H207V162H211L212 160H214V159H216L219 155H221ZM232 154V155H231ZM39 155H42V154H39ZM38 155V156H39ZM100 155H102V156H105V155H107V154H105L104 152H102V154L100 153ZM234 155H235V153H234ZM76 156V155H75ZM102 156H100V162L102 163V166H100L99 165V167H98V177L96 176L95 178H97L96 180L93 178L92 180H94L93 181V183H92V186H93V199L91 198V200H89V198L88 199H86V201H85V205H86V208L88 207L92 212H93V214H92V212H91V214L93 215V221H101L106 215V213H105V211L103 210V208L105 207L106 208V210L107 209H109V208H107V206L106 205H108V202H110L109 200V198H110V196H112L113 194H111V192H112V188L110 187L109 188V185H108V180H106L105 178H106V171H107V168H106V161L104 162V160H106V159H103V158H105V157H103V158H101ZM238 156H239V154H238ZM108 158H110V156H107V159ZM53 159V158H52ZM94 159H97V158H94ZM140 159V158H139ZM138 159V160H139ZM17 160L18 161H16V162H20V164H21V157H20V155L17 157ZM54 160V159H53ZM146 160V159H145ZM172 160H174L173 158H172ZM251 160V159H250ZM56 161V160H55ZM79 160L77 159V162H78ZM83 161V162H84ZM99 161H97V163L99 162ZM109 162H110V159H109V161L107 162L108 164H109ZM139 163V165L137 164V167H139V168H137L138 170L140 169V168H142L141 166H145V165H143V163H145V161H144V158H142V159H140L139 161H138ZM194 162V163H193ZM237 162V163H236ZM70 163V162H69ZM81 163V162H80ZM111 163V162H110ZM193 163V164H192ZM67 164V163H66ZM85 164V163H84ZM136 164H135V167H136ZM192 164V165H191ZM231 164V165H230ZM241 164V165H240ZM86 165V164H85ZM91 164H89V166H90ZM95 165H97L98 166V164H95ZM112 165V163L109 165V167ZM158 165H159V163H158ZM177 165V164H176ZM250 165V166H251ZM13 164L11 163V166L6 170V173H5V175H3L4 177H3V179H5L6 180V175H9V173L11 174V172H13V170H14V168H13ZM34 166V165H33ZM68 166H69V164H68ZM113 166V165H112ZM17 167H18V165H17ZM19 167H20V165H19ZM75 168L76 167H78L77 165L76 166H74ZM82 167H84V165L82 166ZM132 167H133V165H132ZM131 167V168H132ZM236 167H240V170H237L238 168H236ZM89 168H92L93 169V173H94V168L93 167H89ZM111 168V167H110ZM110 168H108V169H110ZM144 168V167H143ZM234 169L233 171L231 170V169ZM250 168V167H249ZM251 168H253V167H251ZM262 168V170H260V171H264V165L261 167ZM30 169V168H29ZM73 169V168H72ZM87 169V168H86ZM114 169V168H113ZM113 169H111V172H113L114 173V170ZM137 169H136V172H137ZM15 170H16V168H15ZM18 170V169H17ZM113 170V171H112ZM133 170V172H135V169H132ZM84 171V170H83ZM87 171V170H86ZM89 171V170H88ZM91 171V170H90ZM90 171H89V173H90ZM251 171V170H250ZM253 171V170H252ZM4 172H5V170H4ZM17 172V171H16ZM61 172V171H60ZM73 172V171H72ZM108 172H110V171H108ZM111 172L110 173H108V174H111ZM133 172H132V174H133ZM247 172H249V171H247ZM250 173H252V172H250ZM249 173V175H251ZM3 174V173H2ZM15 174V173H14ZM86 174V173H85ZM92 174V173H91ZM115 174V173H114ZM17 175L19 176L18 178L20 179V176L22 175V173L21 172H17ZM79 175V174H78ZM96 175V174H95ZM94 175V176H95ZM123 175V174H122ZM140 175V174H139ZM138 175V176H139ZM201 175V176H202ZM84 176H86V175H84ZM91 175H89V178H91L90 177ZM136 176V175H135ZM137 176V177H138ZM9 177L11 178V176L9 175ZM74 177V176H73ZM72 177V178H73ZM79 177V176H78ZM81 177V176H80ZM125 177V176H124ZM40 178H42V180L40 179ZM84 178H87V177H83V179ZM126 178V177H125ZM219 178V179H218ZM250 178V177H249ZM252 178H253V176H252ZM111 179V178H110ZM112 179H113V177H112ZM176 179V180H177ZM254 179V178H253ZM4 180V181H5ZM9 180V179H8ZM37 180H40V182L39 181H37ZM73 180H74V178H73ZM86 180V179H85ZM114 180V179H113ZM113 180H110V181H113ZM201 180V179H200ZM199 180V181H200ZM220 180V181H219ZM18 181H20V180H18ZM72 181V180H71ZM77 181V180H76ZM35 182H39L40 184H38L39 186L38 187H36L35 185H34V183ZM72 182H74V181H72ZM78 182V181H77ZM2 183V182H1ZM79 183V182H78ZM4 184V183H3ZM73 184V183H72ZM90 184V183H89ZM129 184H131V183H129ZM247 184H249V183H247ZM5 185H8L7 184V181H6V183H5ZM76 185V184H75ZM108 185V186H107ZM133 186H134V184H132ZM26 186V185H25ZM90 186H91V184H90ZM127 186H128V184H127ZM126 186V187H127ZM0 194H2L1 195V197L3 198V200H4V205L6 206V207H9L12 203H14L15 201H16V199L18 198V196H17V193H16V191H15V189L14 188H8L7 186V188H5V186H1L0 185ZM75 187V189H76V186H74ZM129 187V186H128ZM135 187V186H134ZM250 187V186H249ZM248 187V188H249ZM77 188H79V187H77ZM74 189V188H73ZM141 189V188H140ZM80 189H78V191H79ZM114 190V189H113ZM131 190V189H130ZM178 190V189H177ZM77 191V192H78ZM142 191H144V189L142 190ZM175 191H176V189H175ZM193 193H192V192ZM213 191H216L218 194L214 197L215 199H214V204L213 205H210V204H206L205 202H206V198L207 197H211V194L213 193ZM47 192H48V190H47ZM77 192H76V194H77ZM80 192V191H79ZM89 192V191H88ZM114 192V191H113ZM131 192V197H132V190L130 191ZM174 192V191H173ZM59 193V194H58ZM177 193V192H176ZM22 194V193H21ZM21 194H20V196H21ZM73 194V195H72ZM88 194V193H87ZM90 194V193H89ZM149 194V193H148ZM236 194V195H237ZM78 195H80V194H78ZM86 195V194H85ZM213 195V194H212ZM244 195V194H243ZM128 196H130V195H128ZM234 196V195H233ZM77 197V196H76ZM86 197V196H85ZM87 197H89V195L87 196ZM86 197V198H87ZM90 197H91V195H90ZM133 199H135V201H136V205L138 206L139 204H140V202H143V205H146V204H144V200H146V198L147 197H144L143 195H142V193H135V191L133 192ZM212 197V198H213ZM47 198V199H48ZM52 198V199H51ZM75 198V197H74ZM113 198V197H112ZM129 198V197H128ZM230 198V197H229ZM232 198V197H231ZM230 198V199H231ZM78 199V198H77ZM132 198H130V200H131ZM148 199V198H147ZM176 199V198H175ZM210 199V198H209ZM238 199V198H237ZM244 198H242L241 200H243ZM85 200V199H84ZM235 200H236V197H235ZM241 200H236L237 201V205H238V203H241V202H239V201H241ZM246 199H244V201H245ZM14 201V202H13ZM132 201V200H131ZM212 201V200H211ZM236 201L234 202V205L236 204ZM20 202V203H21ZM249 202H251V200L250 201H248V202H246V204H244V202H242L241 204H242V206L240 205V207H239V211H240V213L241 212H243L244 214H245V212L247 213V211L246 210H249L250 209V207H251V205L252 204H250ZM19 203V202H18ZM27 203V204H28ZM135 203V202H134ZM134 203H133V205H134ZM137 203H139V204H137ZM209 203V202H208ZM42 204V203H41ZM77 204V203H76ZM125 204H126V202H125ZM130 204L132 205V202H130ZM35 205V204H34ZM80 205V204H79ZM110 205V204H109ZM111 205H113V203L111 202ZM141 205V204H140ZM142 205V206H143ZM18 206H19V204H18ZM17 206V207H18ZM130 206V205H129ZM222 206V205H221ZM254 207H255V203H254V205H253ZM16 207V208H17ZM27 207V206H26ZM83 207V206H82ZM108 207H110V206H108ZM224 207V206H223ZM20 208H21V206H20ZM85 208V207H84ZM86 208H85V210H86ZM104 208V209H105ZM135 208V207H134ZM133 208V209H134ZM138 208V207H137ZM141 208V207H140ZM214 208H216L217 210H214ZM228 208V207H227ZM18 209V208H17ZM17 209H15V210H17ZM22 209H23V207H22ZM78 209V208H77ZM144 209H145V207H144ZM144 209H142L141 208V210H144ZM24 210V209H23ZM103 210V211H102ZM132 210V209H131ZM137 210V212L135 211V212H131L132 213V216H134V214H140V212H139V210L138 209H136ZM225 210V209H224ZM232 210V209H231ZM13 211V210H12ZM19 211V210H18ZM18 211L17 212H15V213H13V216H12V219L10 220V225L8 226V228L10 229V231H9V233H7V234H3L2 233V235L0 236V243H2L3 244V248H4V250H2L3 252H4V259L2 260L1 258V262H0V264H15V261H16V255L13 253V250L15 249L14 248V246H13V241H14V232L12 233V228L14 229V226L16 225V227H17V223L20 221L19 219H20V214L18 213ZM28 211V212H29ZM146 211V210H145ZM14 212V211H13ZM129 212V211H128ZM144 212V211H143ZM6 213H7V211H6ZM85 213V212H84ZM147 212H145V214H146ZM238 213V212H237ZM130 214V213H129ZM128 214V215H129ZM239 214V213H238ZM98 215V216H97ZM142 215H144L143 213H142ZM141 215V216H142ZM241 215H242V213H241ZM90 216V215H89ZM137 216V215H136ZM237 216V215H236ZM24 217H26V216H24ZM23 217V218H24ZM28 217V216H27ZM50 217V218H49ZM166 217V218H167ZM198 217V218H197ZM242 217H244V216H242ZM22 218V217H21ZM130 218H131V216H130ZM133 218V217H132ZM159 218H161V216L159 217ZM163 218V217H162ZM161 218V219H162ZM193 218H196L195 220H193ZM212 218H214V219H212ZM48 219V220H47ZM134 219V218H133ZM229 219H230V217H229ZM228 219V220H229ZM236 217H234V218H231L230 220H231V222H232V220L233 221H236ZM22 220H26L25 218L24 219H22ZM69 220V221H68ZM135 220V219H134ZM139 220H141V218L139 219ZM175 220V218H173V220L172 221H174ZM41 221V222H40ZM71 221L69 222V224L71 223ZM155 221V220H154ZM162 220H160V219H158V220H156L155 221V223H156V225H161L160 224V222H161ZM172 221H169V222H166V227L168 226V224H170ZM213 221V222H212ZM21 222V221H20ZM50 222V223H49ZM133 223H134V221H132ZM141 222V221H140ZM164 222V221H163ZM3 223V222H2ZM25 223V222H24ZM24 223H21V224H24ZM60 223V226L62 225ZM98 223V222H97ZM132 223V224H133ZM137 224L139 223V222H136ZM1 224V223H0ZM19 224V223H18ZM47 224H49V225H47ZM57 224H59V223H57ZM68 224V225H69ZM135 224V223H134ZM164 224V223H163ZM162 224V225H163ZM172 224V223H171ZM63 225H66V224H64L63 223ZM89 225V224H88ZM95 223L93 224V229H94V227H95ZM141 225V224H140ZM151 225H153V224H151ZM155 225V224H154ZM180 225V224H179ZM189 225V224H188ZM214 225H215V223H214ZM23 226V225H22ZM52 226V225H51ZM71 226H73V225H71ZM90 226H92V225H90ZM139 226V225H138ZM137 226V230H140V229H138L139 227ZM142 226H143V224H142ZM2 227H4V226H2ZM55 227V229L58 227H56V226H54ZM102 227V237L100 238V239H98L99 240V242H100V244H104L105 246L107 245V244H109V243H111L110 241H111V238H112V235H113V240H116V238L114 237V235L116 234V229L115 228H112L113 230H114V233L115 234H112L113 233V231H111V230H108L109 228L106 226H101ZM133 227V226H132ZM157 227H161V226H157ZM165 227V228H166ZM30 228V227H29ZM30 228V229H31ZM34 228V229H35ZM40 228H38V229H40ZM70 228V227H69ZM68 228V229H69ZM74 228H75V225H74ZM99 228H100V226H99ZM164 228V227H163ZM4 229H5V227H4ZM54 228H52V230H53ZM59 229V228H58ZM111 229V228H110ZM120 229V228H119ZM132 230H133V228H131ZM144 229H145V227H144ZM144 229H141V231L142 230H144ZM263 229V228H262ZM12 230V231H11ZM71 230L72 229H69V231H70V233H68V234H71ZM74 230V229H73ZM99 230V229H98ZM118 230V229H117ZM49 231H51V230H49ZM63 231V230H62ZM119 231V230H118ZM259 231V230H258ZM2 232H3V230H2ZM5 232H7V230H5ZM21 232H23V231H21ZM65 232V231H64ZM63 232V233H64ZM52 233V232H51ZM201 233V232H200ZM260 233V232H259ZM262 233V232H261ZM49 234V233H48ZM60 233L58 232V234H54V236L55 237H53V243H52V245L50 244V246H49V249H50V251H52V252H56L57 253V255L58 254H61V245H60V243L63 241V239H62V236H61V239H60V235H59ZM66 234H67V232H66ZM257 234V233H256ZM264 234V233H263ZM21 235H23V234H21ZM46 235V234H45ZM73 235V234H72ZM117 236H118V232H117V234H116ZM165 235V234H164ZM180 235V234H179ZM182 235V234H181ZM195 235V234H194ZM193 235V236H194ZM260 235H262V234H260ZM30 236H32V235H30ZM51 236V235H50ZM71 236V235H70ZM79 236V235H78ZM84 236V237H83ZM25 238H26V236H24ZM28 237V236H27ZM111 237V238H110ZM25 238H23V239H25ZM115 238V239H114ZM183 238H184V241L183 240H181V241H183V242H181L182 243V245L184 244L185 245V243H186V240L187 239H185V238H190L188 235H187V237H184L183 236ZM192 238H194V237H192ZM22 239V238H21ZM44 239V238H43ZM43 239H39V241L41 240H43ZM51 239V238H50ZM87 239V238H86ZM85 239V240H86ZM117 239H118V237H117ZM178 238H176V240H177ZM239 240V242L241 241L240 239H241V237L240 238H238ZM27 240V239H26ZM66 240V239H65ZM84 240V241H85ZM112 240V241H113ZM119 240V239H118ZM191 240V239H190ZM189 240V241H190ZM40 241V242H41ZM51 241V242H52ZM188 241V240H187ZM192 241H194V240H192ZM230 241V240H229ZM232 241V240H231ZM43 242H44V240H43ZM49 242V241H48ZM82 242H83V240H82ZM116 242V241H115ZM174 242H176V241H174ZM237 242V241H236ZM6 243H8V244H6ZM39 243V242H38ZM113 243L114 242H112V244L111 245H113ZM119 243V242H118ZM238 243V242H237ZM236 243V244H237ZM1 244V245H2ZM41 244V243H40ZM39 244V245H40ZM176 244H178V243H176ZM180 244V243H179ZM179 244H178V246H179ZM39 245H38V247L36 248V250H34V251H38V250H40V248L41 247H39ZM68 245V244H67ZM77 245H78V243H77ZM175 245V244H174ZM181 245V244H180ZM229 245H230V243H229ZM96 246H97V243H96ZM117 246V245H116ZM115 246V247H116ZM186 246V245H185ZM237 248H236V250H235V253H238L239 251L241 252V251H245L242 247H241V244L240 243H238L237 244ZM260 246V245H259ZM17 247V246H16ZM27 247V246H26ZM79 246H74V248L72 249V250H70L69 252H68V254H65L66 256H62V257H67V258H69V256L68 255H74V254H76V249L78 248ZM107 247V246H106ZM182 247H184V246H182ZM2 249V248H1ZM88 249V248H87ZM233 249V248H232ZM20 250V249H19ZM178 249H176V250H171V252H169V254H163V257L165 258H169V261L171 262V264H181V261H182V259H180V257H181V254H179L180 252H181V248H179V250L180 251H177ZM102 251V250H101ZM35 252V253H36ZM234 252V251H233ZM232 252V253H233ZM38 253V252H37ZM51 253V252H50ZM64 253V252H63ZM96 254H99V253H97V252H95ZM153 253V252H152ZM155 253V252H154ZM2 254V253H1ZM30 253L29 252H25V250L24 251H22L21 253H20V255H23V256H26L25 258L26 259H24V262H22L21 264H32V260H30V259H28V258H32V256L31 255H29ZM95 254V255H96ZM234 254V253H233ZM32 255H33V253H32ZM38 255V254H37ZM236 255V254H235ZM3 256V255H2ZM34 256V255H33ZM86 256V255H85ZM89 256H90V254H89ZM97 256V255H96ZM155 256V255H154ZM237 256V255H236ZM35 257V256H34ZM60 257V256H59ZM87 257H88V255H87ZM87 257H86V260H85V262L84 263H86V264H90V263H92L93 261L92 260H90L89 261V259H90V257H88L89 259L87 260ZM224 257H226V256H224V254L222 255V256H220L219 258H218V260H216V261H214V263L213 264H222L223 263V261H226L227 259L226 258H224ZM232 257H233V255H232ZM260 257H262V256H260ZM61 258V257H60ZM71 258V257H70ZM93 258H94V255H93ZM99 258V257H98ZM98 258L96 259V260H98ZM165 258V259H166ZM182 258V257H181ZM59 259V258H58ZM62 259V258H61ZM64 259V258H63ZM83 259H85L84 258V256H83V258H82V261H84ZM102 259V258H101ZM100 259V260H101ZM262 259V258H261ZM57 260V259H56ZM96 260H94V261H96ZM99 260V261H100ZM107 260V259H106ZM192 260V259H191ZM190 260V261H191ZM63 261H65V260H63ZM105 261V260H104ZM57 262V261H56ZM59 262V261H58ZM60 262H61V260H60ZM98 262V261H97ZM101 262V261H100ZM103 262V261H102ZM101 262V263H102ZM108 262V261H107ZM198 262V261H197ZM213 262V261H212ZM67 263V262H66ZM82 263V262H81ZM84 263H82V264H84ZM110 263V262H109ZM109 263H107V264H109ZM61 264V263H60ZM63 264V263H62ZM69 264V263H68ZM79 264V263H78ZM98 264V263H97ZM102 264H106V261L104 262V263H102ZM112 264H114V263H112ZM195 264V263H194ZM211 264V263H210Z\"/></svg>",
	"mask_w": 264,
	"mask_h": 264
}]
</instances>
